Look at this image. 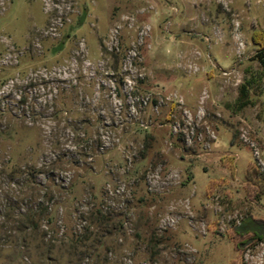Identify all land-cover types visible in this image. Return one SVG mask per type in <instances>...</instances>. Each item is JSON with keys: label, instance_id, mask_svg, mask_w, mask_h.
Segmentation results:
<instances>
[{"label": "rangeland", "instance_id": "1", "mask_svg": "<svg viewBox=\"0 0 264 264\" xmlns=\"http://www.w3.org/2000/svg\"><path fill=\"white\" fill-rule=\"evenodd\" d=\"M258 50L264 0H0V264H264Z\"/></svg>", "mask_w": 264, "mask_h": 264}, {"label": "trees", "instance_id": "2", "mask_svg": "<svg viewBox=\"0 0 264 264\" xmlns=\"http://www.w3.org/2000/svg\"><path fill=\"white\" fill-rule=\"evenodd\" d=\"M257 59L258 61L264 66V56H263V51L258 50L257 51ZM244 87L242 86L240 88L241 95L244 96ZM264 178V175H263ZM32 218V216L30 217ZM33 219V218H32ZM32 226H35V223L33 220H31ZM256 225V226H254ZM235 232L238 235L244 236L247 234H252L256 238L263 239L264 238V223L262 221H257V220H252V222H247L244 225H241L235 229Z\"/></svg>", "mask_w": 264, "mask_h": 264}]
</instances>
